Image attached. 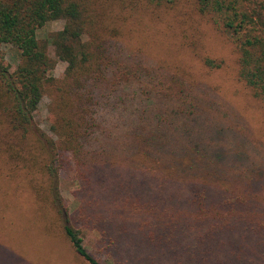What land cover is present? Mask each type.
Segmentation results:
<instances>
[{"label": "rangeland", "instance_id": "374dc122", "mask_svg": "<svg viewBox=\"0 0 264 264\" xmlns=\"http://www.w3.org/2000/svg\"><path fill=\"white\" fill-rule=\"evenodd\" d=\"M90 1L96 6L103 41L99 51L105 58L100 74L85 84L82 153L78 161L63 154L58 179L82 244L105 264H264V253L258 251L262 237L233 231L237 224H231L229 231L253 250L249 257L232 256L216 234L219 223L209 221L215 233V240L206 242L213 248L209 251L199 249L201 244L190 231L180 234L170 227L184 217L196 191L217 201L230 188L246 187L251 179L264 184V99L253 98L237 79L233 37L200 12L196 0L158 7L146 0ZM237 3L241 11L257 10L264 17V0ZM62 25L61 19L44 23L36 32L39 44H46ZM47 52L55 60L53 75L59 77L65 63L55 57L52 46L47 45ZM0 55L10 71L21 61L10 45H1ZM206 57L218 68L205 72ZM177 82L181 84L176 90L199 95L197 103L208 108L204 126L189 122L194 135L208 141L223 126L219 142L212 145L226 151L217 179L209 165L193 162L194 168L179 171L185 179L162 177L159 171L165 167L159 165L152 180L131 158L134 132L153 130V115L169 112L173 103L169 95ZM46 103L43 97L34 112L38 131L21 135L12 128L8 99L0 92V264H88L73 251L47 198L41 167L45 155L34 143L36 138L43 141ZM182 123L175 120L159 130L173 139ZM253 193V200L264 209V191ZM133 201L141 211L131 209Z\"/></svg>", "mask_w": 264, "mask_h": 264}, {"label": "trees", "instance_id": "16d2710c", "mask_svg": "<svg viewBox=\"0 0 264 264\" xmlns=\"http://www.w3.org/2000/svg\"><path fill=\"white\" fill-rule=\"evenodd\" d=\"M177 1L146 0V3L158 7L173 5ZM196 4L200 12L207 14L216 26L233 37L237 53L236 77L249 89L253 98L263 100L262 14L257 10L241 11L237 0H196ZM57 19L63 21L62 28L51 34L46 44H39L37 30L48 20ZM3 44L14 47L21 56L20 63L10 71L0 55V92L7 96V114L12 128L18 129L21 135L29 133L32 129L38 131L33 119L34 112L43 97L47 98L46 131L40 133L43 141L36 138L34 142L43 149L45 155L41 167L47 182V198L73 251L88 264H105L94 258L82 244L80 230L70 222L68 208L60 195L58 184L63 154H69L78 161V155L82 153V142L86 137V119L82 114L85 109H81V103L82 99L88 97L85 84L86 80L100 74L102 58H105L99 51L103 50V41L96 6L90 0H0V46ZM47 45L52 46L55 57L65 63L59 77L53 75L55 60L48 55ZM203 62L208 66L205 67V72L218 68L213 67V61L207 57ZM180 84L181 82L175 83V89L169 95L168 100H173L169 112H157L153 115L151 122L154 129L142 133L134 132L131 158L135 164L149 172L151 179L161 165L165 167L159 171L162 177L184 178L179 171L186 172L194 168L193 162L209 165L211 175L217 179V170L222 169L226 151L219 149L218 145H212L216 140L219 142L218 137L223 126H218L217 135L210 137L208 141L194 135L189 122L203 125L202 119L207 118L208 108L197 103L199 95L191 96L189 92L184 93L182 88L176 90ZM81 88L84 92H80ZM179 119H182L183 123L175 130L173 139H170L167 132L159 130ZM221 147L224 148L222 145ZM141 182L146 184V178H142ZM229 190L231 192L228 195H219L217 201L196 191L189 209L184 212V217L170 227L177 229L180 234L190 231V236L201 244L199 249L205 247V251H209L213 248L206 242L215 240V233L209 221L219 223L216 234L220 233L219 241L224 242L225 248L232 256L239 259V254L244 253L249 257L253 250L248 249L244 242L233 236L229 230L231 224H237L233 231L240 233L246 230L256 233L264 240V209L259 207L258 204L261 203L252 198L253 192L263 193L264 184H257L251 179L246 187H233ZM130 207L137 212L141 211L140 205L135 201L130 203ZM161 211L158 210L160 214H164ZM170 214L174 212L171 211ZM232 219L235 220L231 222ZM197 245L199 244L195 243V246ZM258 249L263 254L264 243Z\"/></svg>", "mask_w": 264, "mask_h": 264}]
</instances>
